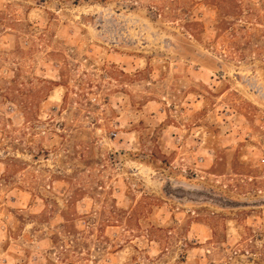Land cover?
I'll use <instances>...</instances> for the list:
<instances>
[{
    "label": "rangeland",
    "instance_id": "1",
    "mask_svg": "<svg viewBox=\"0 0 264 264\" xmlns=\"http://www.w3.org/2000/svg\"><path fill=\"white\" fill-rule=\"evenodd\" d=\"M264 0H0V264H264Z\"/></svg>",
    "mask_w": 264,
    "mask_h": 264
},
{
    "label": "built area",
    "instance_id": "2",
    "mask_svg": "<svg viewBox=\"0 0 264 264\" xmlns=\"http://www.w3.org/2000/svg\"><path fill=\"white\" fill-rule=\"evenodd\" d=\"M262 162L264 163V157L262 158Z\"/></svg>",
    "mask_w": 264,
    "mask_h": 264
}]
</instances>
